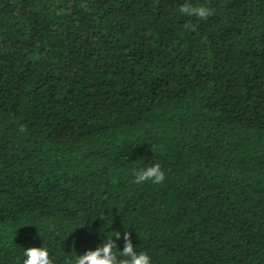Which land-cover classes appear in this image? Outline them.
Returning a JSON list of instances; mask_svg holds the SVG:
<instances>
[{
	"label": "trees",
	"instance_id": "obj_1",
	"mask_svg": "<svg viewBox=\"0 0 264 264\" xmlns=\"http://www.w3.org/2000/svg\"><path fill=\"white\" fill-rule=\"evenodd\" d=\"M183 2L0 0V264H264V0Z\"/></svg>",
	"mask_w": 264,
	"mask_h": 264
},
{
	"label": "clouds",
	"instance_id": "obj_2",
	"mask_svg": "<svg viewBox=\"0 0 264 264\" xmlns=\"http://www.w3.org/2000/svg\"><path fill=\"white\" fill-rule=\"evenodd\" d=\"M179 13L185 17L194 18L197 21L207 20L213 15L212 9L205 4H194L191 0H185L179 6ZM186 31H195L197 25L189 19L184 25ZM21 132L27 129L21 125ZM165 173L159 163L139 168L134 173L133 183L143 185L150 182L160 185L165 181ZM121 238V233L104 237L103 241L92 250H86L83 254H77L67 264H152L151 257L145 251H137L131 240V234L125 230L123 233L124 245L122 250L117 248L116 241ZM22 264H54L47 247H27L23 250Z\"/></svg>",
	"mask_w": 264,
	"mask_h": 264
}]
</instances>
